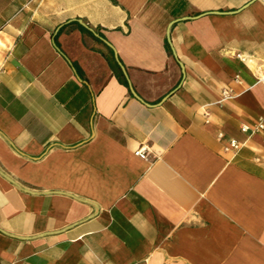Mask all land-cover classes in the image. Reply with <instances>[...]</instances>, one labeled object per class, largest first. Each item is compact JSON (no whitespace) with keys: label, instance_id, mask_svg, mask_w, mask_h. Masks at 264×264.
<instances>
[{"label":"crops","instance_id":"crops-1","mask_svg":"<svg viewBox=\"0 0 264 264\" xmlns=\"http://www.w3.org/2000/svg\"><path fill=\"white\" fill-rule=\"evenodd\" d=\"M260 118L264 0H0V264H264Z\"/></svg>","mask_w":264,"mask_h":264},{"label":"built area","instance_id":"built-area-1","mask_svg":"<svg viewBox=\"0 0 264 264\" xmlns=\"http://www.w3.org/2000/svg\"><path fill=\"white\" fill-rule=\"evenodd\" d=\"M239 58L240 55H237ZM237 79V77H236ZM234 96L233 91L230 89H222L221 91V100H226V99H231ZM251 130V132H258L264 130V118L258 119V121L250 127L249 125L242 124L240 126V131L241 132H248ZM219 137H222V134L218 135ZM241 147V144L236 141L235 139H230L228 145L225 147V150H230L233 153H236ZM146 149L144 147H140L135 151V155L140 157V158H146Z\"/></svg>","mask_w":264,"mask_h":264},{"label":"water","instance_id":"water-1","mask_svg":"<svg viewBox=\"0 0 264 264\" xmlns=\"http://www.w3.org/2000/svg\"><path fill=\"white\" fill-rule=\"evenodd\" d=\"M120 69H121V71H122V73H123V76L127 79V74H126L124 68H123L122 66H120ZM130 91H131V93H132L134 96H136V94L134 93V91L132 90L131 87H130Z\"/></svg>","mask_w":264,"mask_h":264},{"label":"trees","instance_id":"trees-1","mask_svg":"<svg viewBox=\"0 0 264 264\" xmlns=\"http://www.w3.org/2000/svg\"><path fill=\"white\" fill-rule=\"evenodd\" d=\"M167 47H168V46H167ZM168 50H169V47H168ZM123 84H124V85L127 87V84H126V82H124Z\"/></svg>","mask_w":264,"mask_h":264}]
</instances>
